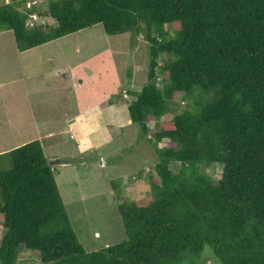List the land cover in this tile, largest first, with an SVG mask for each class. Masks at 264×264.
Returning <instances> with one entry per match:
<instances>
[{"label": "trees", "instance_id": "obj_1", "mask_svg": "<svg viewBox=\"0 0 264 264\" xmlns=\"http://www.w3.org/2000/svg\"><path fill=\"white\" fill-rule=\"evenodd\" d=\"M27 2L0 0V32L20 52L96 25L147 30L148 83L128 112L143 138L154 124L157 176L118 204L126 240L89 252L40 141L1 154L0 264L28 251L40 264H201L207 246L220 264H264V0H46L54 26L29 23ZM178 93L192 104L163 121Z\"/></svg>", "mask_w": 264, "mask_h": 264}, {"label": "rangeland", "instance_id": "obj_2", "mask_svg": "<svg viewBox=\"0 0 264 264\" xmlns=\"http://www.w3.org/2000/svg\"><path fill=\"white\" fill-rule=\"evenodd\" d=\"M37 1L36 12L42 15L46 0ZM42 22L52 20L47 16ZM170 29L164 28L171 33ZM151 30L157 36V29ZM146 33L130 30L110 36L96 25L20 52L13 33L0 32V152L23 146L42 133L40 143L65 208L89 252L126 240L118 204L145 197L150 191L149 175L157 176V155L148 142L154 124L149 123L152 132L146 138L137 125L127 124L132 100L128 92L140 91L148 83ZM191 104L183 93L175 94L162 120L169 121ZM69 118L75 120L70 126L90 127V121L100 127L67 129ZM42 122L47 129L39 126ZM50 130L61 134L45 140ZM208 172L217 180L222 167ZM3 235L0 224V240ZM202 258L201 264H220L208 246ZM20 263L40 264V256L24 252Z\"/></svg>", "mask_w": 264, "mask_h": 264}, {"label": "crops", "instance_id": "obj_3", "mask_svg": "<svg viewBox=\"0 0 264 264\" xmlns=\"http://www.w3.org/2000/svg\"><path fill=\"white\" fill-rule=\"evenodd\" d=\"M113 106V105H112ZM93 121V120H92ZM43 124H39V126H42V128L43 129H47V127H48V125L47 124H45V122H42ZM72 123H75V120H73L72 118H69L68 120H67V126H66V128L68 129V127H70V129H74V130H76V129H80V128H91L92 129V127L93 128H98V127H100L99 125H98V123L96 122V123H94V125L92 126V122H90L89 121V125H91L90 127H86V126H78V125H76V126H70ZM82 124L84 123V122H81ZM117 123V122H116ZM131 124V121H130V117H129V121L127 122V124ZM80 125V124H79ZM100 125H102V124H100ZM20 126H21V124H20ZM22 127V126H21ZM41 127H39V130L38 131H41L40 129H42ZM42 129V130H43ZM47 135L44 137V139L45 140H51V139H54V138H56L57 136H59V134H61L60 132L59 133H57L55 130H50L49 132H47L46 133ZM37 137H34L32 140H29V141H27L26 143H28V142H31V141H33V140H39L40 142H42L43 141V139H42V133L41 132H38L37 133ZM26 143H24V144H26ZM23 144V145H24ZM4 152L2 151V152H0V154H3Z\"/></svg>", "mask_w": 264, "mask_h": 264}, {"label": "clouds", "instance_id": "obj_4", "mask_svg": "<svg viewBox=\"0 0 264 264\" xmlns=\"http://www.w3.org/2000/svg\"><path fill=\"white\" fill-rule=\"evenodd\" d=\"M11 1V0H10ZM10 1H7V3H9ZM6 3V2H5ZM27 4H29L27 6ZM35 4H39L37 0H28V2L26 3V8L31 10L32 12L29 14V23H31L34 19L33 18H30L31 15H33L34 13L38 16L37 12L33 11V6ZM46 19V17L43 18V16H38V19L37 20H42L44 21ZM52 20V19H51ZM45 24V22H43ZM52 25L55 23L53 20L52 22H50ZM32 24V23H31Z\"/></svg>", "mask_w": 264, "mask_h": 264}, {"label": "built area", "instance_id": "obj_5", "mask_svg": "<svg viewBox=\"0 0 264 264\" xmlns=\"http://www.w3.org/2000/svg\"><path fill=\"white\" fill-rule=\"evenodd\" d=\"M30 18H33L34 20H37L38 19V16L34 13L33 15L30 16Z\"/></svg>", "mask_w": 264, "mask_h": 264}]
</instances>
